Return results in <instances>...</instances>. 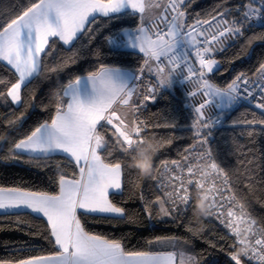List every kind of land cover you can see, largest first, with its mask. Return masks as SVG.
<instances>
[{"label": "trees", "instance_id": "obj_1", "mask_svg": "<svg viewBox=\"0 0 264 264\" xmlns=\"http://www.w3.org/2000/svg\"><path fill=\"white\" fill-rule=\"evenodd\" d=\"M251 1L184 0L185 29L198 27L221 16L220 13L229 23L240 21ZM35 2L37 0H0V30ZM115 16L117 18L112 19L96 15L95 22L86 25L70 46L63 45L58 38H51L45 49L47 55H41V73L24 84L19 104H14L8 95L12 84L18 81V75L0 60V188L56 194L59 174L68 178L79 177V166L64 154L33 158V155L18 153L14 145L40 123L50 121L55 114L56 97L62 94L60 86L68 81L96 71L102 64L132 71L143 67V54L125 46L113 48L107 39L127 29L134 31L140 23L138 15L126 10ZM236 38L233 46L214 57L218 67L209 77L219 88H225L241 73L252 78L264 75L260 72L261 65H264V23L253 19L246 22ZM53 68L56 70L50 71ZM150 82V77L148 79V75L143 74L137 91H146ZM137 101L140 106L135 118L148 126V131L142 135H155L160 141L154 173L144 178L136 169L129 168L127 161L133 150L126 155L120 151L122 139L113 126L101 127L104 125L102 121L97 127L104 144L99 154L106 162L119 160L123 165L122 188L110 193L109 200L125 211L123 216L78 211L84 229L105 239L119 241L130 252L175 251V246L157 242L158 238H175L174 243L181 241L192 246L197 264L211 260V264H235L231 260L233 254H239L241 264H264L256 261L250 255L251 251L249 257L252 258L239 253L241 245L222 217L210 215L203 221V229L196 231L191 225V211L184 214L173 212L170 217L162 219L156 203L158 198L166 197V188L161 186L160 179L165 171L163 166L156 171V161L175 160L184 165V157H189L203 133L210 131L206 144L211 152L208 156L228 177L222 195L229 199L223 202L236 206L246 216L243 225H251L253 233L250 234L264 237V124L259 122L264 120V113L250 105L239 104L227 111L220 125L204 129L201 136H197L199 124L195 113L178 84L157 90L154 100L144 101L136 94L133 105ZM217 179L222 180L218 175ZM167 205L171 211L170 204ZM146 207H150L151 215ZM237 226L233 224V227ZM53 240L50 225L44 217L26 210L0 213V263H17L51 255L58 247L51 242Z\"/></svg>", "mask_w": 264, "mask_h": 264}, {"label": "snow or ice", "instance_id": "obj_2", "mask_svg": "<svg viewBox=\"0 0 264 264\" xmlns=\"http://www.w3.org/2000/svg\"><path fill=\"white\" fill-rule=\"evenodd\" d=\"M183 2L184 0H168L167 6L157 15L154 9L160 8V4L156 3V0H37L0 30V60L7 61L19 74L18 82L12 84L8 92L12 101L17 103L21 100V86L34 76L40 75L41 53H45V49L49 47L50 38H58L65 45L72 44L77 34L85 30L86 25L95 22L93 14L97 11L105 17L115 19V14L127 6L138 15L140 23L134 30L136 37L133 47L146 57L143 64L156 78L154 87L138 92V83L143 78L144 67L136 69L134 83L130 84L129 77L121 74L119 68L102 64L96 71L60 86L62 94L56 97L54 116L50 121L40 123L29 135L15 143L14 150L18 153H31L33 158L63 153L74 159L79 166L78 178L58 175L56 182L59 191L56 194L0 188V210L24 208L42 214L50 225L51 237H54L51 242L58 246L51 255L20 260L17 264H177V256L179 264H197L195 259L183 250L179 253L126 251L119 241L105 239L86 231L77 216L78 209L85 213L124 215L125 210L109 200L110 190L116 192L122 188L123 165L119 160L106 162L98 154L97 149L104 147V144L97 126L101 121L104 122L101 127L113 125L114 120L117 122L114 127L123 141L119 150L125 155L133 150L134 144L142 143L145 138L142 133L148 131V126L135 118L140 105L139 101L135 105L130 104L134 93L144 101L154 100L157 90L169 85L174 75L183 74L185 80L190 78L192 82H198L200 89L193 97L202 95L203 101L194 105L190 97L195 120L199 124L197 136H201L204 129L221 124L228 110L247 101L257 90V94L264 97V84L254 83L250 86L247 78L242 79L243 74L237 76L226 88H219L205 78L204 70L211 73L217 62L204 58L203 53L211 52V48L195 47L199 41L191 29H185V14L180 10ZM220 15L223 16V13ZM253 18L264 23V0H252V3L246 6L240 21H217V24L212 26L216 34L212 35L210 40L206 38L204 43L216 41L218 45L222 44V37L240 34L243 25L250 23ZM146 20L149 23L145 24ZM159 24H163L166 31L154 30ZM197 24L200 22L197 21ZM237 24L240 26L237 27ZM199 35L205 36V32H199ZM107 39L109 43H113L111 36ZM181 41L187 45L183 53L178 52V44ZM190 50L195 51L201 70L195 69L189 63ZM163 65L168 66L167 71ZM260 72L264 73V65H261ZM237 81L244 87L241 88ZM85 83L90 85L87 98L82 93V85ZM125 107L133 113V120H128L127 112H120V109ZM208 107L214 108L216 114L205 119L203 110ZM256 107L264 109V102L258 103ZM259 122L264 124V120ZM208 135L210 131L203 133L200 141L202 144H207ZM117 144H120V140H117ZM206 152L211 155L210 149H206ZM204 155L205 153H200V157ZM184 160L187 161L188 157L185 156ZM161 166L167 174L161 175V186L168 189L165 196L167 203L171 205V211L165 206V201L158 198L156 203L159 205L160 214L170 216L177 211L180 214L192 212L193 193L207 188L211 192V215L220 217L217 196L224 188L218 187L214 180L206 181L205 177L218 175L223 184L227 185L228 177L222 168L212 162L208 165L210 171L202 170L196 173L191 164L185 167L175 160H162L156 161L157 172ZM185 176L188 178L185 179ZM153 179L156 180L157 177ZM221 199L229 198L221 196ZM213 209L217 211L213 212ZM146 210L151 215L150 207H146ZM227 215L230 218L235 216L231 210ZM235 222V219H230L226 226L236 236L237 243L245 244V241L238 238L239 229L233 227ZM252 224H255V221H252ZM248 231H253L251 225ZM174 240L175 238H158L157 242L175 246ZM251 252L256 259L264 262V237L258 236L254 240ZM243 255L252 258L249 257V247ZM231 260L235 264H241L239 254H233Z\"/></svg>", "mask_w": 264, "mask_h": 264}, {"label": "built area", "instance_id": "obj_3", "mask_svg": "<svg viewBox=\"0 0 264 264\" xmlns=\"http://www.w3.org/2000/svg\"><path fill=\"white\" fill-rule=\"evenodd\" d=\"M167 4H168V0L165 3L164 7H166ZM164 7H163V9H164ZM163 9H162V11H163ZM180 10L182 11V4L180 5ZM164 14L165 15H169V16L171 15V13H164ZM221 19H226V18L224 16H216L215 19H213V18L210 19L208 21L209 23H203L202 25H200V26L197 27V30H198V38H197V41H199V43L196 44L195 47H197V48L209 47V48L212 49V51L209 52V53H203L205 59H210V58H213V57L221 54L222 52H224L225 50H227L229 47L233 46L236 43V41H237L236 35H230L229 34L227 36V38H224V37L221 38V40L223 41V43L220 44V45H218V43L216 41H211V43H209V44H205L204 43V40L206 38L210 40L211 39V36L216 34V30L212 26L213 25H216L217 24V21H219ZM147 23H149V21ZM161 29H163V30L166 31V29L164 28V25L163 24L156 25V28L154 30H161ZM199 32H205V36H200L199 35ZM111 37L113 39V43H109V45L111 47H113V48L124 47L129 42V39L125 38L120 33H114V34L111 35ZM186 47H184V46L178 47V52L183 53ZM188 61H189V63L195 69L201 70V66L199 64V59L196 57L194 50H190V54L188 56ZM163 66L165 68L168 67L167 65H163ZM204 71L206 73L205 74V78L206 79H209V81H211L210 80V77H209V74L206 72V70H204ZM241 74H243L242 75V79H244V78H247L248 79L250 86L253 85L254 83L264 84V75H261L260 77H257V78H252L248 74H245V73H241ZM241 74H239L238 76H241ZM174 79H175L176 84H178V86L183 91L184 96H185L186 101H187V104L192 109L191 104H190V97L188 95V92L191 90L189 88V83L184 79V75L183 74L174 75ZM235 79H233L230 83H232ZM237 84L241 88L244 87L239 81H237ZM257 92H258V90H257ZM257 92H254L253 95L250 96L247 101L241 102L240 104L250 105L251 107H253L255 109H258L262 113H264V109H260L259 107H256V105L258 103L264 102V97H260L257 94ZM203 99H204V97L202 95H198L196 97H192L191 98V103L194 104V105H198L200 102L203 101ZM203 111H204L205 119H208L210 116H213V115L216 114V110L214 108H211V107L205 108ZM223 120H224V116L222 118V122H223Z\"/></svg>", "mask_w": 264, "mask_h": 264}, {"label": "clouds", "instance_id": "obj_4", "mask_svg": "<svg viewBox=\"0 0 264 264\" xmlns=\"http://www.w3.org/2000/svg\"><path fill=\"white\" fill-rule=\"evenodd\" d=\"M186 81L189 83L188 92L189 97H193L200 89L198 82H192L190 78ZM160 150V141L155 135L147 136L142 143L133 145V151L130 158L127 161L129 168L136 169L139 174L144 178H149L154 173V161ZM194 207L192 208V215L190 217L191 225L195 226V230H202L204 225L203 221L211 215V192L207 188L197 190L193 193ZM239 229L240 240L245 241L239 248V253L244 254L249 246L248 241V229Z\"/></svg>", "mask_w": 264, "mask_h": 264}, {"label": "rangeland", "instance_id": "obj_5", "mask_svg": "<svg viewBox=\"0 0 264 264\" xmlns=\"http://www.w3.org/2000/svg\"><path fill=\"white\" fill-rule=\"evenodd\" d=\"M167 2V0H156V3H159L160 5L161 4H163L164 3V5H165V3ZM251 3H252V1H251ZM164 5H163V7H164ZM254 6H258V5H254ZM163 7H162V9H163ZM155 10H158V9H154V11ZM253 20H255L256 22H258L255 18H253ZM144 23L146 24V22L144 21ZM258 23H260V22H258ZM196 31H197V38H198V30H197V26H196ZM122 34V33H121ZM193 34L195 35V31L193 32ZM126 38V37H125ZM129 39V38H128ZM130 41V40H129ZM181 46H184V47H186L187 45H179L178 47H181ZM146 58V57H145ZM210 59H214L217 63H216V65H214L213 66V71L218 67V61H217V59H215L214 57L213 58H210ZM144 65V64H143ZM165 71H167V68H165ZM212 71V72H213ZM211 72V73H212ZM211 73H208V74H211ZM264 74V73H263ZM147 75H148V79H149V77H150V80L152 81V82H150L149 83V85H150V87H154L155 85H156V78H155V76H154V74L152 73V72H148L147 73ZM146 75V76H147ZM173 78H174V76H173ZM175 80V79H174ZM168 86V85H167ZM164 87H166L165 85H164ZM162 88H163V86H162ZM136 97V93H134V95H133V98H135ZM124 113L125 112H127V114H129L128 116L130 117V119H128L129 121H131V120H133V118H134V116H133V113L131 112V110L130 109H128L127 108V110H124L123 111ZM117 122L114 120V122H113V125H111V126H113L114 127V125L116 124ZM115 128V127H114ZM201 141V140H200ZM199 141V144L196 146V147H194L195 149L194 150H192L191 151V153H190V155H189V157H188V160L185 162V164L184 165H188V164H191V165H193L194 166V171L196 172V173H199L200 171H210V169L208 168V165L210 164V163H212L211 161H210V158H209V156L207 155V152H206V149H207V146L205 145V144H202L201 142ZM200 153H205V155L203 156V157H200ZM183 165V166H184ZM164 175H167L166 173H164ZM188 177L187 176H185V179H187ZM205 180L206 181H215L216 182V184H217V186L218 187H224V185H223V181L222 180H220V179H217V175H213V176H211V177H205ZM206 187H207V183H206ZM168 189H166V191H167ZM221 196H223L222 195V193L219 195V196H217V206H218V209H219V213L221 214L220 215V217H222L224 220H226L227 222H229V220L230 219H235L236 220V222H235V225H238L241 229H248V227H249V224H244L243 225V223H245L246 222V216L242 213V212H240V209H238V208H236V206H234V205H229V202L227 203H224L223 202V200L221 199ZM159 199H161V200H164L165 201V206L166 207H168V203H167V198L166 197H164V198H159ZM159 206V205H158ZM171 206V205H170ZM169 208V210H170V207H168ZM214 210H216L217 211V209H214ZM229 210H231L234 214H235V216L234 217H232V218H230V217H228V215H227V213H228V211ZM171 216V215H170ZM170 216H164L163 214H161V218L163 219V218H167V217H170ZM237 226V227H238ZM250 233H253V232H249L248 231V241H250V243L248 244L251 248H252V246H253V244H254V240L258 237V236H260L259 234H254V236L252 235V234H250ZM253 236V237H252ZM174 243V242H173ZM174 245H175V251L177 252V253H179V251L180 250H183L187 255H189V256H191V257H193L194 258V253H193V250H192V246L189 244H186V243H183V242H181V241H178V242H176V243H174ZM184 245V246H183ZM259 246H257V248H258ZM251 248L249 249V251H251ZM256 261L258 260V259H256L254 256H253V254H252V252H251V254H250ZM177 260L179 261V256H177ZM196 261V260H195ZM212 263V260L209 262V261H207V262H203V263H201V264H211Z\"/></svg>", "mask_w": 264, "mask_h": 264}, {"label": "crops", "instance_id": "obj_6", "mask_svg": "<svg viewBox=\"0 0 264 264\" xmlns=\"http://www.w3.org/2000/svg\"><path fill=\"white\" fill-rule=\"evenodd\" d=\"M163 5H164V3L163 4H161L160 5V8H158V10H155L154 12L157 14V15H159L160 13H161V11H162V7H163ZM126 10H131V11H133L130 7H125L121 12H123V11H126ZM117 14V13H116ZM94 16H96V15H102L100 12H96V13H94L93 14ZM103 16V15H102ZM92 19V17L90 16L89 17V20H91ZM146 23L148 22L147 20L145 21ZM191 31H192V34H193V32L195 31V35L194 36H196V40H197V31H196V27H194V28H191ZM81 33V32H80ZM80 33H78L77 34V37H78V35L80 34ZM121 35H123L124 37H126L127 39L129 38V42H128V44L125 46V47H127V48H129V49H131V50H135V51H139L137 48H135V47H133V44H134V42H135V37H136V33H135V31H133V30H129V29H127V30H124L123 32H122V34ZM76 37V38H77ZM168 39H171L170 37H167ZM51 39V38H50ZM50 41V40H49ZM63 45H65L62 41H60ZM74 42V41H73ZM72 42V43H73ZM71 45V44H70ZM70 45H65V46H70ZM179 45H186L183 41H181L179 44H178V46ZM196 46V45H195ZM41 55H42V53H41ZM1 61H3L5 64H7L8 66H10L15 72H16V70L11 66V65H9L8 63H7V61H4V60H1ZM143 67H144V69H145V71H144V74H146L147 75V73L149 72V70H148V68H147V66H145V65H143ZM118 68V67H117ZM153 68H154V65H153ZM120 70H121V74H123V75H125V76H127V77H129V80H130V84L131 83H134V77H135V73H136V71H132V70H129V69H125V68H119ZM17 73V72H16ZM17 75H18V78H19V74L17 73ZM86 76V75H85ZM18 82V81H17ZM28 81H26L25 83H27ZM211 82V81H210ZM212 83V82H211ZM176 84V82H175V80H174V78L172 77V79H171V83L167 86V85H165L166 87H164L163 86V88H171L173 85H175ZM24 86V84L21 86V89H22V87ZM11 89V88H10ZM9 89V90H10ZM9 92V91H8ZM90 92V85H87V83H85L84 85H82V93L85 95V98H87V94ZM20 95H21V90H20ZM9 98L11 99V97L9 96ZM11 101H12V99H11ZM133 101H134V98L132 97V100L130 101V104H133ZM14 104H19V102L17 103V102H14V101H12ZM124 110H127V108L125 107V108H121L120 109V112L121 113H124L123 111ZM102 122V121H101ZM99 126V125H98ZM97 126V127H98ZM99 150L100 149H97V152H98V154H99ZM25 154H29V155H33V154H31V153H25ZM60 154H63V153H60ZM65 155V154H64ZM74 160V159H73ZM4 189H10V188H4ZM121 190V189H120ZM119 190V191H120ZM119 191H116V192H119ZM113 191H111L110 190V192H109V195H110V193H112ZM21 210H26V211H30V212H32L30 209H24V208H21V209H15V210H11V211H5V210H0V213H3V212H12V211H21ZM78 211H83V210H81V209H78L77 210V213H78ZM32 213H34V214H37V215H40V216H42V217H44L42 214H39V213H35V212H32ZM98 213V212H97ZM98 214H107V215H114V214H109V213H98ZM116 216V215H115ZM46 220H47V218L46 217H44ZM178 259V258H177ZM0 264H17V263H0ZM177 264H179V261L177 260Z\"/></svg>", "mask_w": 264, "mask_h": 264}]
</instances>
